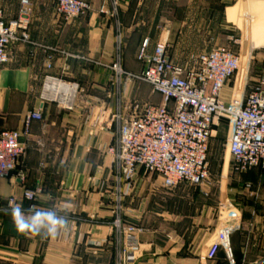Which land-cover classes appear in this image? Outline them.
I'll return each instance as SVG.
<instances>
[{
	"label": "crops",
	"instance_id": "0c3cea01",
	"mask_svg": "<svg viewBox=\"0 0 264 264\" xmlns=\"http://www.w3.org/2000/svg\"><path fill=\"white\" fill-rule=\"evenodd\" d=\"M56 1L33 0L31 42L14 45L10 62L0 67V134L21 130L29 111L43 116L42 122L33 123L30 137L21 140L26 154L17 172L0 180V264H115V185L111 157L106 155L115 128L107 116L121 101L142 99L137 98V82L119 90L112 87L114 66L140 73L137 54L145 39L150 53L157 43H165L169 60L181 67L218 47L237 49L245 58V47H233L232 38L246 41L249 57L262 66L264 0H83L93 11L68 22L56 17ZM113 2L115 17L102 15L100 8L106 5L112 12ZM19 4L0 0L7 21L17 18ZM246 77L261 80L264 70ZM74 86L77 98L68 110L62 102ZM237 86L232 83L225 90L227 104ZM251 174L258 176L256 171ZM157 182L141 173L123 199V223L143 230L138 238L141 252L130 257L129 264H264V201L235 207L238 219L230 223L220 220L221 210L217 220L211 219L214 208L204 207L200 216L189 218L187 230H171L160 238L157 205L167 206V211L158 209L160 219L178 223L180 218L171 198L157 201ZM37 186L44 189L41 198L35 204L26 202L24 191ZM253 189L264 195L262 184ZM12 197L25 210L31 205L67 209L69 230L55 239L19 234L9 214ZM230 225L237 230L226 232ZM214 244L219 245L217 254L208 260Z\"/></svg>",
	"mask_w": 264,
	"mask_h": 264
},
{
	"label": "built area",
	"instance_id": "2783aa9c",
	"mask_svg": "<svg viewBox=\"0 0 264 264\" xmlns=\"http://www.w3.org/2000/svg\"><path fill=\"white\" fill-rule=\"evenodd\" d=\"M19 5L17 18L9 21L0 8V67L10 62L9 50L14 45L31 42L33 0H20ZM112 7L113 11L109 12L103 5L100 13L115 17L117 2H113ZM92 11L93 6L83 0H57L55 5L56 17L66 22L85 18ZM231 43L233 47H242L238 39L232 38ZM149 49L150 41L145 39L137 54V61L143 67L140 73H126L118 63L113 68L115 90L129 82L143 83L161 98L159 105L148 101H121L107 116L108 124L115 128L113 142L106 150V155L111 157L115 185V264H129V258L141 252L138 238L143 230L125 225L121 219L123 199L135 188L138 176L143 173L156 177L158 188L166 192L189 185L205 193L202 190L211 177L210 144L221 123L227 122L231 131L228 152L233 174L240 176L261 169L264 175V78L255 85H241L239 89L243 59L229 47L201 53L188 67L169 60L165 43H157L152 53ZM117 53H121V38L117 41ZM232 83L238 86L234 98L227 104L224 94ZM77 92L78 86L71 87L70 99L62 102L66 109H73ZM236 92L241 94L239 98ZM42 121L40 112L29 111L23 118L21 130L0 134V180L9 179L17 172L26 154L21 140L30 137L34 122ZM19 178L24 179L21 173ZM246 190L252 192V186L246 185ZM43 193V187L37 186L25 190L23 199L35 204ZM17 204L14 197L8 200L9 208ZM220 210L222 222L238 219L235 207ZM236 230L230 225L225 231ZM218 247L214 244L210 248L208 260H214Z\"/></svg>",
	"mask_w": 264,
	"mask_h": 264
},
{
	"label": "rangeland",
	"instance_id": "374dc122",
	"mask_svg": "<svg viewBox=\"0 0 264 264\" xmlns=\"http://www.w3.org/2000/svg\"><path fill=\"white\" fill-rule=\"evenodd\" d=\"M238 40L240 42L242 41L240 39ZM245 45L246 41H242V46L245 47L246 54L245 58L242 56L243 65L238 76V83L250 86L257 84L260 80L257 78H253V80L247 79V73L250 78V75L264 70V65L259 66L255 63L254 58L252 59V55L251 58L249 57L250 55L247 53L248 50ZM238 47L240 48L241 46ZM136 88L139 93L137 98L142 99L141 101L152 102L156 105L161 103L160 96L152 94L150 86L143 83H136ZM240 96L241 94L236 92V97L239 98ZM230 132L229 124L223 122L211 141L209 153L211 177L209 183L204 188L205 193H201L200 189L189 185H183L174 192L160 190L157 193V201L161 196L171 198L170 205L173 207L174 214L176 216L178 215L180 218L178 223L169 220L164 221V217L160 219L159 215H163L161 211H167V206L163 205L161 208L157 205V234L159 237L165 236L170 233L171 230H178L179 232L187 230L190 226L189 218L200 216L204 207L214 208L211 219L217 220L220 215V209L224 212L226 211L225 208L230 206L237 208L240 205H249L250 202L264 201V195L253 192L254 186L262 184L264 187V178L261 179L258 170L256 171L258 176L256 175L255 177H253L252 174L235 176L232 172V159L228 152ZM246 185L252 186V192L246 190ZM167 202H169V200H167L166 203Z\"/></svg>",
	"mask_w": 264,
	"mask_h": 264
},
{
	"label": "clouds",
	"instance_id": "9594fccd",
	"mask_svg": "<svg viewBox=\"0 0 264 264\" xmlns=\"http://www.w3.org/2000/svg\"><path fill=\"white\" fill-rule=\"evenodd\" d=\"M9 214L15 230L21 235L55 239L70 228L71 219L67 209L31 205L27 210L21 204L11 207Z\"/></svg>",
	"mask_w": 264,
	"mask_h": 264
},
{
	"label": "trees",
	"instance_id": "16d2710c",
	"mask_svg": "<svg viewBox=\"0 0 264 264\" xmlns=\"http://www.w3.org/2000/svg\"><path fill=\"white\" fill-rule=\"evenodd\" d=\"M209 164H210V161H209ZM259 171L260 172V177H261V179H263L264 178V175H263V173H262V170L261 169H254V170H252V171H250V172H248L247 174H251L252 172H254V171ZM245 175V174H244ZM240 176H242V175H240Z\"/></svg>",
	"mask_w": 264,
	"mask_h": 264
},
{
	"label": "bare ground",
	"instance_id": "6f19581e",
	"mask_svg": "<svg viewBox=\"0 0 264 264\" xmlns=\"http://www.w3.org/2000/svg\"><path fill=\"white\" fill-rule=\"evenodd\" d=\"M245 46H247V45H245ZM47 87H48V86H47ZM54 91H55V89H54ZM54 91H53V92H54ZM57 91H58V90H57ZM58 92H59V91H58ZM52 97H53V96H52ZM55 97H56V100L59 99V96H58V95H56ZM70 97H71V96H70V94H69L68 97L63 98V101H64V100L66 101V100L70 99Z\"/></svg>",
	"mask_w": 264,
	"mask_h": 264
}]
</instances>
